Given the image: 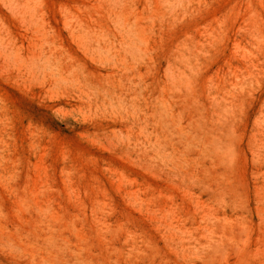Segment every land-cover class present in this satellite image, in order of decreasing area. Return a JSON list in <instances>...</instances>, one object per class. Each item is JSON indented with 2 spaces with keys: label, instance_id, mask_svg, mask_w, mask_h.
Masks as SVG:
<instances>
[{
  "label": "rangeland",
  "instance_id": "rangeland-1",
  "mask_svg": "<svg viewBox=\"0 0 264 264\" xmlns=\"http://www.w3.org/2000/svg\"><path fill=\"white\" fill-rule=\"evenodd\" d=\"M0 264H264V0H0Z\"/></svg>",
  "mask_w": 264,
  "mask_h": 264
}]
</instances>
